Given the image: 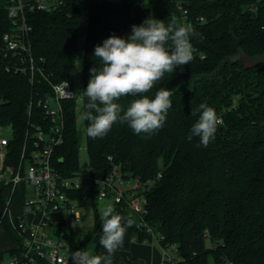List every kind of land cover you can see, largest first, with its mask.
I'll return each instance as SVG.
<instances>
[{
    "label": "trees",
    "instance_id": "1",
    "mask_svg": "<svg viewBox=\"0 0 264 264\" xmlns=\"http://www.w3.org/2000/svg\"><path fill=\"white\" fill-rule=\"evenodd\" d=\"M84 7V0H67L53 11L26 12L34 64L44 73L37 71L32 82L29 75L6 68L10 61L3 55V35L12 25L8 7L0 6V124L12 128L5 158L12 172L18 168L26 139L32 142L33 125L46 121L37 99L50 91V82L74 83ZM183 7L196 33L190 39L193 60L173 74L165 73L149 92L116 101L126 109L133 99L154 98L160 89L170 90L172 107L166 122L151 136L137 135L119 122L103 138L92 139L86 133L90 168L101 177L119 165L138 180L147 199L145 222L162 245L177 247V259L162 264H264V0H184ZM149 16L165 25L173 18L178 25L185 23L177 0H90L83 44V115L87 98L82 92L90 69L101 63L94 57L95 46L112 35L127 39L131 26ZM200 16L204 21L198 20ZM166 48L171 51L170 41ZM202 102L222 120L206 148L197 146L198 137L188 140L200 115H191V110ZM77 105L76 98L65 103L64 142L53 155L65 175L80 170ZM84 123L87 129L89 122ZM3 187L0 220L14 247L0 252V260L14 253L21 241L4 211L11 186ZM114 210L132 221L131 227L125 225L120 249H129L133 239L154 240L122 205ZM101 217L95 208L94 226L103 235ZM69 246L71 253H89L88 243L74 235Z\"/></svg>",
    "mask_w": 264,
    "mask_h": 264
},
{
    "label": "built area",
    "instance_id": "2",
    "mask_svg": "<svg viewBox=\"0 0 264 264\" xmlns=\"http://www.w3.org/2000/svg\"><path fill=\"white\" fill-rule=\"evenodd\" d=\"M7 1L12 26L3 35V55L10 61L6 68L29 75L33 82L37 71L43 75L44 73L34 64L29 39L31 26L27 22L26 12L53 11L65 5L67 0ZM183 1L177 0V5L183 12L184 25L193 27L192 21L188 20V10L183 7ZM198 20L204 21V17L200 16ZM64 81H68L69 85L65 91L74 93L73 95L65 96L56 90ZM50 84V91L36 101L42 107L46 121L33 125L32 142L27 143L26 139L15 172L5 165L10 137L0 138V185L11 186L5 213L11 214L13 194L19 192L23 194L21 214L11 217L13 227L21 241L15 245V252L9 255V264H69L71 255L69 237L73 235V228L69 224L82 222L80 200L83 197L82 186L85 179L92 187H96L95 194L98 200L110 198L114 208L122 205V209L137 214L139 225L145 227L157 240L161 250L160 264L177 259L176 244L162 245L160 238L145 222L147 199L141 192L139 182L131 174L115 165L109 174L101 177L95 176L91 168L87 175L82 174L80 170L65 175L55 165L54 152L64 142L65 103L75 99L76 95L71 80L64 79ZM32 104L33 102L29 106V111ZM7 170L11 171L10 177L4 176ZM157 177H162V173L159 172ZM28 185L32 186L31 190H28ZM79 192L82 195H78ZM2 226L3 222L0 220V228ZM144 242L147 243V240ZM140 264L154 263L144 260Z\"/></svg>",
    "mask_w": 264,
    "mask_h": 264
},
{
    "label": "clouds",
    "instance_id": "3",
    "mask_svg": "<svg viewBox=\"0 0 264 264\" xmlns=\"http://www.w3.org/2000/svg\"><path fill=\"white\" fill-rule=\"evenodd\" d=\"M131 28L132 34L127 39L112 35L102 45L95 46L94 57L101 62L100 67L90 69L91 78L82 92L87 98L84 119L89 122L86 129L89 138H103L117 122L127 123L137 135L151 136L158 132L172 107L170 90L160 89L154 98L143 95L133 99L126 109L116 101L149 92L165 73L173 74L178 66L189 65L194 58L190 39L196 33L191 25H178L175 18L165 25L149 16ZM169 41L171 51L166 48ZM68 86V81H64L56 90L65 96L73 95L65 91ZM197 113L199 119L191 127L188 140L198 137L197 146L206 148L215 139L222 120L207 102L191 110V115ZM101 219L100 244L111 256L123 246L125 225L131 227L132 221L116 214L112 205L104 208ZM71 261L72 264H101L102 258L77 250L71 253Z\"/></svg>",
    "mask_w": 264,
    "mask_h": 264
},
{
    "label": "rangeland",
    "instance_id": "4",
    "mask_svg": "<svg viewBox=\"0 0 264 264\" xmlns=\"http://www.w3.org/2000/svg\"><path fill=\"white\" fill-rule=\"evenodd\" d=\"M7 0H0V6H7ZM84 10L82 12L81 20V36L79 42V51L77 54L76 67L73 73L74 77V91L77 100V126L79 128L81 136L80 145V172L87 175L90 171L89 156L86 148V127L84 123V115L82 110V97H81V87H82V73H83V44L86 36V26H87V12L90 6V0H84ZM12 128L10 126H3L0 124V138L11 137ZM1 162V161H0ZM4 176L10 177L11 171L7 170L4 172ZM138 181V180H137ZM2 185H0V192H2ZM28 190L32 189L31 185L27 186ZM96 187H92L90 182L85 179L84 185L82 186L83 197L80 200L81 211L83 214V219L81 223L69 224L73 228V235L77 241L85 240L89 246V254L100 256L102 258L101 264H129L128 261H132L134 264H140L141 261L147 260L154 264H159L161 262V250L158 246L157 240L140 242L133 239L129 249L118 248L113 254H118L122 258L120 261L113 254L108 256L106 250L101 246L100 239L102 237L101 233L96 230L94 226V214L95 208L99 211L102 216V212L107 205H113V201L110 198H105L104 200H98L95 194ZM6 194V193H5ZM22 193H17L13 204L11 206V212L15 215H19L22 212ZM11 213V214H12ZM130 216L138 221V216L133 211L128 212ZM11 220V217H9ZM4 226V225H3ZM0 237L4 234L3 239L10 242V236L5 227L0 229ZM15 232L17 230L15 229ZM12 248V247H10ZM9 248V250H10ZM8 251V250H7ZM6 251V252H7ZM10 256L5 254V257L0 261V264H9Z\"/></svg>",
    "mask_w": 264,
    "mask_h": 264
},
{
    "label": "crops",
    "instance_id": "5",
    "mask_svg": "<svg viewBox=\"0 0 264 264\" xmlns=\"http://www.w3.org/2000/svg\"><path fill=\"white\" fill-rule=\"evenodd\" d=\"M26 1H28V0H26ZM22 201H23V198H22ZM13 204V203H12ZM22 205V204H21ZM0 213H1V208H0ZM12 213V212H11ZM12 215H15V214H9V217H14V216H12ZM2 227H4V226H2ZM1 229V228H0ZM1 231V230H0ZM2 236H4V234L3 235H1V237H0V252H6L7 250H9V248L10 247H14V243H13V241H12V239L10 238V242L11 243H9V241H5L4 239H3V237ZM11 249V248H10ZM5 257V255L3 256V258ZM1 261V260H0ZM160 264V263H159Z\"/></svg>",
    "mask_w": 264,
    "mask_h": 264
},
{
    "label": "water",
    "instance_id": "6",
    "mask_svg": "<svg viewBox=\"0 0 264 264\" xmlns=\"http://www.w3.org/2000/svg\"><path fill=\"white\" fill-rule=\"evenodd\" d=\"M123 218H124V220H127V218L125 216Z\"/></svg>",
    "mask_w": 264,
    "mask_h": 264
}]
</instances>
